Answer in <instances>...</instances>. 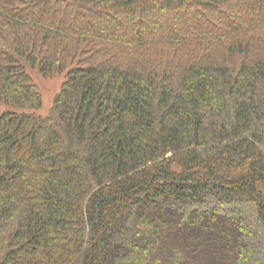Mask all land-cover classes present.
Returning <instances> with one entry per match:
<instances>
[{
	"label": "trees",
	"instance_id": "trees-1",
	"mask_svg": "<svg viewBox=\"0 0 264 264\" xmlns=\"http://www.w3.org/2000/svg\"><path fill=\"white\" fill-rule=\"evenodd\" d=\"M0 264H264V0H0Z\"/></svg>",
	"mask_w": 264,
	"mask_h": 264
},
{
	"label": "rangeland",
	"instance_id": "rangeland-1",
	"mask_svg": "<svg viewBox=\"0 0 264 264\" xmlns=\"http://www.w3.org/2000/svg\"><path fill=\"white\" fill-rule=\"evenodd\" d=\"M33 82L36 84L39 93L42 97V107L38 111L41 115H46L52 105L55 95L58 93L63 76H53L49 78L41 77L36 71L28 70Z\"/></svg>",
	"mask_w": 264,
	"mask_h": 264
}]
</instances>
